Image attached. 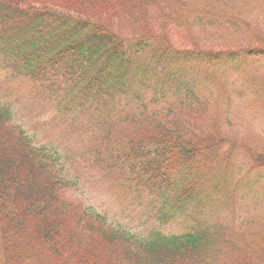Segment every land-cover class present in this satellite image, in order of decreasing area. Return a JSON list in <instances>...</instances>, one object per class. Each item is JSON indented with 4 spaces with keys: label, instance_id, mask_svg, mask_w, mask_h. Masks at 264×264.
<instances>
[{
    "label": "trees",
    "instance_id": "trees-1",
    "mask_svg": "<svg viewBox=\"0 0 264 264\" xmlns=\"http://www.w3.org/2000/svg\"><path fill=\"white\" fill-rule=\"evenodd\" d=\"M118 5L119 0H0V58L13 63L14 77L38 89V99L57 105L61 114L131 124L132 130L95 133L83 156L86 164L92 160L119 189L147 197L161 221L179 212L200 223L196 216L216 194L206 175L235 144L196 134L180 116L169 125L148 115L141 94L155 84L164 90L171 75L192 68L239 70L264 62V41L226 50L183 47L168 36L118 33L87 15ZM128 17L130 29L140 27L141 18ZM133 104L136 111L125 119L113 114ZM16 118L0 100L2 264H212V234L199 224L184 235L155 232L136 241L72 203L63 195L68 183L59 176L56 147L34 144ZM246 152L264 171V156ZM258 183L264 185V179Z\"/></svg>",
    "mask_w": 264,
    "mask_h": 264
},
{
    "label": "rangeland",
    "instance_id": "rangeland-1",
    "mask_svg": "<svg viewBox=\"0 0 264 264\" xmlns=\"http://www.w3.org/2000/svg\"><path fill=\"white\" fill-rule=\"evenodd\" d=\"M133 2L119 0L118 6L104 13L87 15L102 19L118 33L137 37L148 33L159 39L168 36L175 45L183 47L196 44L226 50L247 46L254 39L264 41V0ZM131 15L142 19L140 27L144 31L128 27L133 24L128 17ZM12 65L0 58V100L14 109L15 121L34 144H51L58 149L55 148L62 161L57 166L62 168L57 169L60 178L68 183L63 189L68 200L90 216L102 218L107 229L130 234L136 241H147L155 232L167 237L184 235L199 224L212 234V264L264 261V185L258 183L264 179V171L246 152L264 156V62L239 70L192 68L171 75L172 83L164 90L155 84L151 91L141 94L148 115L155 113L153 116L169 125L180 116L196 134L220 136L235 144L229 157L214 162L213 170L206 175L216 194H205L211 197L210 205L200 217L196 216L200 223L192 214L189 217L179 212L172 220L161 221L147 197L138 198L119 189L113 176L92 160L86 164L83 156L92 148L95 133L110 128L132 130L131 124L119 125V120L109 122L100 115L85 116L86 113L63 115L57 105L38 99V89L33 90L24 79L14 77L18 70ZM135 111L133 104L131 109L113 114L125 119ZM201 192L204 194V190ZM2 258L0 252V264Z\"/></svg>",
    "mask_w": 264,
    "mask_h": 264
}]
</instances>
